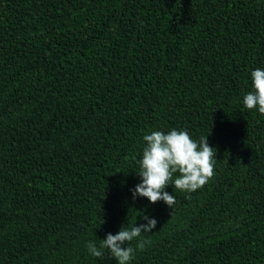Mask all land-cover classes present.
I'll use <instances>...</instances> for the list:
<instances>
[{
    "label": "trees",
    "instance_id": "trees-1",
    "mask_svg": "<svg viewBox=\"0 0 264 264\" xmlns=\"http://www.w3.org/2000/svg\"><path fill=\"white\" fill-rule=\"evenodd\" d=\"M258 67L264 0H0V264H117L87 241L143 215L130 264H264ZM172 129L210 133L215 175L133 199L143 136Z\"/></svg>",
    "mask_w": 264,
    "mask_h": 264
},
{
    "label": "clouds",
    "instance_id": "clouds-1",
    "mask_svg": "<svg viewBox=\"0 0 264 264\" xmlns=\"http://www.w3.org/2000/svg\"><path fill=\"white\" fill-rule=\"evenodd\" d=\"M252 90L243 97L248 110L256 109L264 114V68L251 72ZM210 134V133H209ZM208 134V135H209ZM207 135V136H208ZM207 136L195 140L186 130L172 129L165 134L152 131L143 136L146 146L138 161L141 182L135 185L132 197L147 198L150 203L163 201L169 208L175 204V196L165 191L169 185L182 192H194L205 186L215 175L216 150L209 146ZM178 174V175H177ZM175 176V178H174ZM146 223L122 227L116 234L108 233L106 238L86 243L88 253L102 257L107 249L117 264H130L137 250H144L150 243L142 234L155 229L157 220L143 215ZM136 241L135 247L132 242Z\"/></svg>",
    "mask_w": 264,
    "mask_h": 264
}]
</instances>
